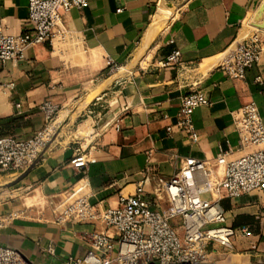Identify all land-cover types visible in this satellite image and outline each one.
Listing matches in <instances>:
<instances>
[{"label": "crops", "instance_id": "0c3cea01", "mask_svg": "<svg viewBox=\"0 0 264 264\" xmlns=\"http://www.w3.org/2000/svg\"><path fill=\"white\" fill-rule=\"evenodd\" d=\"M169 2L88 0L63 14L64 39L31 46L24 60L2 68L0 136L33 135L45 123L39 104L58 105L59 130L39 163L0 174V214H18L1 229L0 243L27 262L83 257L89 243L80 234L92 228L58 223L53 207L29 200L51 204L86 183L93 201L116 205L118 192L133 191L148 166L168 178L176 156L213 160L221 150L238 149L234 113L246 103L255 102L264 123V50L244 79L221 68L251 23L264 24V0H185L165 22L160 13ZM27 15L28 0H0L6 32L21 33ZM174 50L181 51L180 61L162 66ZM193 89L208 99L192 115L197 141L175 126L181 97ZM77 149L86 154L85 166L71 164ZM221 206L227 224L247 226L249 234L237 233L232 248L211 245L210 261H264V188L223 198Z\"/></svg>", "mask_w": 264, "mask_h": 264}, {"label": "built area", "instance_id": "2783aa9c", "mask_svg": "<svg viewBox=\"0 0 264 264\" xmlns=\"http://www.w3.org/2000/svg\"><path fill=\"white\" fill-rule=\"evenodd\" d=\"M87 3L88 0H28V15L19 34L6 32L0 21V75L8 62L24 60L29 47L52 45L56 37L64 39L68 30L63 14L73 7L84 8ZM263 50L260 30L251 31L227 50L221 68L233 79H244L247 70L259 63ZM180 57L181 51L174 50L161 65L178 63ZM257 81L262 78L257 77ZM207 102L196 89L181 97L175 126L193 141L198 139L193 112ZM39 109L45 123L33 135L0 136V174L35 166L53 141L58 105L46 99ZM234 123L240 137L238 149L221 150L213 160L176 156V171L168 178L148 166L133 191L118 192L116 205L93 201L86 183L67 193L64 203H69L60 216L56 215V221L92 228L80 234L89 243L85 255L69 257L66 264H214L210 261L211 245L232 248V238L237 233L249 234L247 226L235 228L227 224L221 200L264 188V123L255 102L236 111ZM87 162L86 154L77 149L71 164L82 167ZM161 202L166 203L163 209L158 208ZM17 216L0 214V231ZM0 264L31 263L19 250L0 243Z\"/></svg>", "mask_w": 264, "mask_h": 264}, {"label": "rangeland", "instance_id": "374dc122", "mask_svg": "<svg viewBox=\"0 0 264 264\" xmlns=\"http://www.w3.org/2000/svg\"><path fill=\"white\" fill-rule=\"evenodd\" d=\"M185 0H171V2L163 5L166 9H164L166 12H169V13H174L176 14L177 12V9L181 8L184 4ZM263 10H264V7H263ZM172 13V15H173ZM163 21L167 22L169 21L170 19H168L167 17L165 18V16L162 18ZM257 24H259V22H257ZM252 27H257L256 25H252ZM251 31H256V30H260V34L262 35V37H264V28H260V27H257L255 29L253 28H250ZM57 126V124H56ZM59 130V129H57ZM83 184V183H82ZM67 199V194H64V195H61V196H58V197H55V198H52L51 200V204L50 202H48L47 200H42V199H36L34 202H32L31 200L28 201V204L31 205V204H39L40 206H55V209H54V212H55V215H58L60 216L61 213L63 212L64 208L66 207L67 203H69V201H67L66 203H64V201H66ZM36 206V205H35Z\"/></svg>", "mask_w": 264, "mask_h": 264}, {"label": "bare ground", "instance_id": "6f19581e", "mask_svg": "<svg viewBox=\"0 0 264 264\" xmlns=\"http://www.w3.org/2000/svg\"><path fill=\"white\" fill-rule=\"evenodd\" d=\"M171 15H172L171 13L166 12L165 10H162L161 13H160V16H163V17L165 16V18L167 17L168 19L171 17ZM251 24L252 25H256L257 27L260 26V25H262V28H264V24L263 23L257 24V22H253ZM257 27H252V28L255 29Z\"/></svg>", "mask_w": 264, "mask_h": 264}, {"label": "water", "instance_id": "95a60500", "mask_svg": "<svg viewBox=\"0 0 264 264\" xmlns=\"http://www.w3.org/2000/svg\"><path fill=\"white\" fill-rule=\"evenodd\" d=\"M258 27L262 28V25H260V26H258Z\"/></svg>", "mask_w": 264, "mask_h": 264}]
</instances>
